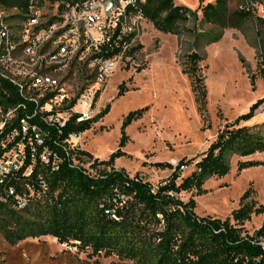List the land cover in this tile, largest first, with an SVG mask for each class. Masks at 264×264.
<instances>
[{
	"label": "trees",
	"instance_id": "trees-1",
	"mask_svg": "<svg viewBox=\"0 0 264 264\" xmlns=\"http://www.w3.org/2000/svg\"><path fill=\"white\" fill-rule=\"evenodd\" d=\"M82 1L85 0H35L34 5L41 8L45 4H56L57 14L60 15L65 5ZM202 1L199 0V21L211 28L197 35L203 43L218 41L224 29L239 30L248 19L255 20L259 28L256 32L258 37L264 32V17L257 16V7L262 4V0H213L200 6ZM234 1L237 7L230 10L228 5ZM0 8L15 10L20 22H23L27 19L29 0H0ZM139 10L142 19L162 34L178 35L181 24L190 18L197 19L196 10L176 5L173 0H145ZM58 19L52 17L47 24ZM129 38L123 41L127 43ZM121 44L117 42L118 46H114L111 42L112 49L104 57L118 53ZM141 48L140 44L130 48L124 52L123 58H131ZM258 59L263 62L262 58ZM200 61L201 57L197 53L190 52L184 56L181 72L189 78L201 113L205 92L203 77L197 66ZM249 83L253 85V76L249 77ZM122 92L123 87L119 85L117 95ZM98 95V92L94 94L91 106ZM77 97L78 94L69 106L75 103ZM263 101H256L246 113L225 123L201 158L193 162V169L186 177L179 178V167L188 166L191 161L182 159L175 166L163 162L153 164L156 169L170 171L166 179L153 186L137 175L129 178L122 170L113 167V160L124 155L118 149L105 161L92 158L85 151H75L78 156L92 162L91 169L104 168L97 177L83 174L81 170L70 167V161L62 159L58 145L69 135H79L88 130L106 113L107 106L92 118L77 123L75 119L78 115L74 114L63 127L57 129L42 125L38 115L27 119L29 125L40 127L42 144L37 147V153L46 149L61 158L55 171H51L49 165L31 162L27 155V142L32 139V132L27 129L23 135L19 120L31 116L33 104L24 101L16 88L0 79V107L4 112L13 109L12 118L2 128L0 141L15 132L14 143L21 141L25 145L26 156L20 172L31 166L28 178L12 182L11 185L16 191L26 185L35 188L37 178H42L47 184L46 195L35 199L23 210L14 211L0 203L1 237L8 245H14L26 238L49 236L59 245L70 244L79 252L89 250L93 256H115L132 264H264V225L251 235L245 233L242 227L252 215L264 214V206L253 199L251 187L239 197L238 207L223 220L198 217L194 213L192 198L186 202L177 198L182 192L193 191V196L204 194L202 184L211 177L225 176L232 157L244 158L264 153V122L251 126L239 124L250 119ZM133 115L129 113L123 125ZM258 165H261L258 161H237L235 168L238 173ZM114 191L126 197L125 202L117 207H113L110 202ZM100 204L112 209L116 220L104 215Z\"/></svg>",
	"mask_w": 264,
	"mask_h": 264
},
{
	"label": "rangeland",
	"instance_id": "rangeland-1",
	"mask_svg": "<svg viewBox=\"0 0 264 264\" xmlns=\"http://www.w3.org/2000/svg\"><path fill=\"white\" fill-rule=\"evenodd\" d=\"M198 1L174 0L175 4L196 10L197 15V19L190 18L180 25L178 35L159 33L150 23L137 20L136 38L131 47L140 44L141 50L131 58L117 60L103 85H95L93 69L85 63L59 76L63 95L68 99L81 90L88 98L98 91V98L89 110L74 108L83 117L92 118L107 106L106 113L88 130L69 139L71 146L99 161L107 160L118 149L124 155L113 160V167L129 178L137 175L155 186L166 179L170 171L156 169L153 164L163 162L174 166L182 159L191 161L182 169L179 178L186 177L193 169V162L201 158L225 123L246 113L256 101L264 100V32L258 37L255 20L248 19L239 30L224 29L218 41L205 44L197 35L211 28L199 21ZM207 2L213 0H203L200 6ZM228 6L233 10L237 2ZM1 10L13 42L22 44L24 33L20 17L13 9ZM257 16L264 17V0L257 7ZM52 17L59 18L57 21L61 19L55 4H45L39 9L37 23L46 25ZM190 52L201 57L197 65L205 92L201 113L189 78L181 72L184 56ZM15 58L25 60L20 52ZM250 76H253V85L249 83ZM119 85L123 87L121 95H117ZM258 106L250 119L239 124L251 126L264 122V101ZM129 113L134 115L123 125ZM247 160L258 161L261 165L237 173L236 162ZM248 187L253 190L256 203L264 206V153L232 157L225 176L211 177L202 184L204 194L193 196V191L182 192L177 198L182 202L192 198L198 217L223 220L238 207L239 197ZM261 225H264V214L252 215L242 227L251 235ZM0 264L132 263L115 256H93L89 250L79 252L70 244L62 247L49 236L26 238L8 245L0 235Z\"/></svg>",
	"mask_w": 264,
	"mask_h": 264
},
{
	"label": "built area",
	"instance_id": "built-area-1",
	"mask_svg": "<svg viewBox=\"0 0 264 264\" xmlns=\"http://www.w3.org/2000/svg\"><path fill=\"white\" fill-rule=\"evenodd\" d=\"M34 2L35 0H29L27 19L21 22L24 33L22 44L13 42L10 28L0 8V79L16 88L24 101L33 104L31 116L19 120L23 135L27 129L32 132V139L27 142L29 159L31 162L49 165V169L55 171L61 158L57 153L46 149L37 153V147L42 144L40 127L36 124L29 125L27 119L38 115L42 125L55 129L63 127L74 114L78 115L76 123L89 119L75 112L74 108L79 106L89 110L93 96L98 91L88 98L81 90L75 103L69 106L75 96L68 99L63 95L59 76L76 65L85 63L93 69L95 85H103L117 60L123 59L125 51L138 45L131 47L136 38L135 23L142 20L139 6L145 0H85L73 5L67 4L60 14V21L43 26L37 23L40 8ZM127 8L130 10L126 11ZM128 36L130 38L126 43L123 39ZM111 42L114 46L121 42L120 50L111 57H104L112 49ZM18 52L24 56V61L15 58ZM12 116L13 109L4 112L0 107V133ZM15 136L16 133L13 132L0 141V203L11 210L20 211L35 199L45 196L47 184L42 178H37L35 188L28 185L20 191L13 188L12 182H21L31 172V166L20 172L26 156L25 145L21 141L14 143ZM77 136L69 135L58 145L62 159L70 161L69 166L81 170L83 174L97 177L104 168L100 166L91 169L92 162L78 156L75 151L79 149L69 143L70 138ZM184 167L186 166L179 167L180 173ZM125 200L123 194L114 191L110 202L113 207H117ZM99 208L104 215L116 220L112 209L105 208L103 204Z\"/></svg>",
	"mask_w": 264,
	"mask_h": 264
},
{
	"label": "crops",
	"instance_id": "crops-1",
	"mask_svg": "<svg viewBox=\"0 0 264 264\" xmlns=\"http://www.w3.org/2000/svg\"><path fill=\"white\" fill-rule=\"evenodd\" d=\"M173 2H174V0H173ZM199 2V1H198ZM207 3H209V2H207ZM175 4V3H174ZM176 5H178V4H176ZM144 20V19H143ZM145 21V20H144ZM258 124V123H257Z\"/></svg>",
	"mask_w": 264,
	"mask_h": 264
}]
</instances>
